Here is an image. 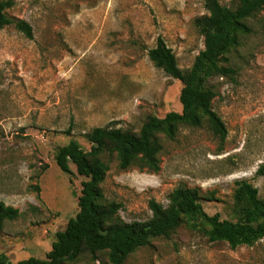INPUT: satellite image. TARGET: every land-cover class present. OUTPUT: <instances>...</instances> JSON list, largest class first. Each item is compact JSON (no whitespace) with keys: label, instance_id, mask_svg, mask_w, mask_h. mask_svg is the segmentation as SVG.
I'll return each instance as SVG.
<instances>
[{"label":"rangeland","instance_id":"1","mask_svg":"<svg viewBox=\"0 0 264 264\" xmlns=\"http://www.w3.org/2000/svg\"><path fill=\"white\" fill-rule=\"evenodd\" d=\"M1 1V0H0ZM11 19L33 28V39L10 25L0 31V203L20 216L5 221L0 257L10 264L45 259L56 234L79 212L83 177L55 162L59 147L75 140L86 150L94 128L139 132L149 116L182 112V83L154 66L149 51L161 37L181 69L204 50L195 20L205 0H13ZM234 8L238 0H220ZM252 32L228 55L232 78L210 81L213 109L228 136L207 126H182L175 140L161 137L159 173L122 170L109 163L104 192L122 204L120 218L147 222L149 203L164 206L179 186L199 189L205 211L234 219L236 183L248 181L264 199V11L248 21ZM74 264H111L107 253ZM125 264H264V240L231 249L182 226L155 239Z\"/></svg>","mask_w":264,"mask_h":264},{"label":"trees","instance_id":"2","mask_svg":"<svg viewBox=\"0 0 264 264\" xmlns=\"http://www.w3.org/2000/svg\"><path fill=\"white\" fill-rule=\"evenodd\" d=\"M13 0L0 1V31L14 25L27 38L33 39L32 26L21 19L13 20L8 10ZM208 14L198 17L195 25L204 37V50L196 57L190 69L179 67L173 50L163 38L148 53L154 66L182 83L180 94L182 112H171L164 118L149 116L139 132L128 129L94 128L86 135L91 149L86 151L72 140L58 148L55 162L59 168L74 176L83 177L79 212L70 219L64 231L56 234L52 250L45 259L30 258L18 264H74L81 256L107 253L111 264H125L139 249L150 246L155 239L169 238L182 226L202 233L212 243H227L231 249L253 247L264 240V199L259 190L248 181L236 183L234 191V219H223L220 214L209 215L203 201H212L199 189L184 185L168 197L169 204L156 200L149 203L153 217L147 222L127 223L119 212L122 204L107 198L103 184L110 171L105 157L116 158L122 170L138 168L159 173L161 170V137L175 140L182 126H207L225 141L227 127L213 109L217 92L210 81L232 78L236 70L228 65L227 55L241 46L242 38L251 34L248 21L264 11V0H238L232 8L220 0H205ZM264 177V166L259 170ZM20 211L0 203V232L5 221L16 220ZM0 264H10L5 256Z\"/></svg>","mask_w":264,"mask_h":264}]
</instances>
